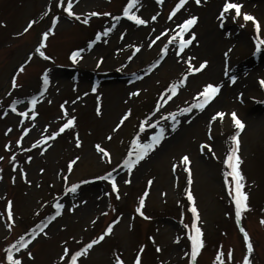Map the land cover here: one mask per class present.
Instances as JSON below:
<instances>
[{
  "label": "rangeland",
  "instance_id": "374dc122",
  "mask_svg": "<svg viewBox=\"0 0 264 264\" xmlns=\"http://www.w3.org/2000/svg\"><path fill=\"white\" fill-rule=\"evenodd\" d=\"M55 2L0 0V21H3L0 24V156L4 157L0 160V260L6 254L8 243L49 214L55 216L53 204L58 196V202L65 208L49 222L45 229L48 236L40 235L31 243L29 250L33 257L23 256V264H52L62 251L61 241L71 250H77L98 236L116 216L121 218L113 225L112 232L81 256L78 264H115L117 256L124 264H133L140 245H144L141 264H188L189 257L185 253H190L187 239L190 228L185 229L184 225L190 226L192 219L190 202L185 195V189H189L198 209L197 223L204 240L196 264H214L218 250L224 254L226 264L241 262L246 249L240 227L252 240L253 264H264V224L260 222L264 217V87L260 84L264 79V44L258 47L257 42V37L264 41V0H235L242 4L241 15L233 21L231 16L235 11L230 10L223 23L219 20L221 0H202L199 5L195 0H186L172 20L168 19V14L178 0H162V3L140 0L133 11L148 19L147 25H136L120 15L127 0H76L73 11L83 14L80 20L63 12L67 0L57 1L61 7H54ZM90 12L111 15H87ZM244 12L256 18L259 31L252 21L243 20ZM156 14L157 19L152 21L151 16ZM189 15L198 17L189 30L195 33V39L181 53V59L175 55L177 45L168 44L167 36L178 31L176 25ZM52 16L58 17L55 26L51 24ZM111 16H119V19L112 21ZM84 18L89 20L88 24L83 23ZM30 20L35 22L25 32ZM113 23L115 28L89 48L96 32L103 33L104 28ZM48 27L53 31L41 50L52 57L51 60L35 51L42 32ZM164 28L169 32L149 47ZM209 34L215 38L210 39L209 45L201 46L199 40ZM188 36L189 33H185L184 38ZM165 44L168 48L162 53L160 49ZM76 49L84 51L74 63L69 57ZM161 56L164 57L161 62L149 71V66ZM202 60L208 61L205 69L189 73L172 99L150 119L193 103L195 94L205 83L221 84L220 95L218 93L202 110L179 114L180 123L175 131L167 127L169 121L161 122L167 128L161 144L130 174L123 168L116 170L120 192L117 199L108 181L91 177L103 175L120 162L131 146L138 122L162 99L163 89L187 72L185 61L198 67ZM44 75L48 76L49 84L41 99L38 93L43 87ZM233 75L235 81L231 80ZM13 77L19 85L16 88H12ZM93 85L96 92L91 91ZM136 89H140L139 94L129 97L128 92ZM32 96H37L35 109L28 105ZM97 96L100 97V115L96 112ZM13 101H19L16 112L8 107ZM65 101L69 113L77 117L76 127L49 141V147L43 152L40 151L43 145L32 148L42 133L50 135L65 122L60 109ZM128 109H131L130 117L112 132L119 117ZM32 110L37 112L34 118ZM22 111L28 115L21 117ZM216 111H223L225 116L209 123ZM231 112L244 123L238 136V155L245 177L244 191L249 194V209L242 213L240 222L235 219L234 204L227 195L226 167L222 163L227 149L232 146L229 138L236 131ZM23 128H28L29 132L21 137ZM76 133L82 141L80 147L75 144ZM109 133L112 139L106 140ZM141 137L147 138L143 134ZM16 139H21L19 146L15 144ZM202 142L212 145L215 156L207 150L200 151ZM5 143H9V149L3 147ZM97 143L110 153L111 163L96 151ZM21 147L27 151H18ZM12 152L17 156L16 169L10 159ZM185 153L191 161L188 166L191 185L184 165L179 163ZM27 156L32 157L31 161ZM75 157L80 159L69 172L68 161ZM174 163L177 164L175 170ZM20 168L25 170L26 179L20 175ZM64 175L68 176L67 183L62 179ZM124 179L131 182L124 184ZM149 179L152 180L150 185ZM80 180L86 183L79 185L76 193L63 192L64 187ZM145 189L148 195L142 217L135 208ZM92 197L99 202L88 210H80ZM8 200L12 201L13 221L7 219ZM44 201L49 204L44 205ZM73 204L75 209L68 211ZM229 249L233 255L231 261L227 260Z\"/></svg>",
  "mask_w": 264,
  "mask_h": 264
},
{
  "label": "snow or ice",
  "instance_id": "6c2138e0",
  "mask_svg": "<svg viewBox=\"0 0 264 264\" xmlns=\"http://www.w3.org/2000/svg\"><path fill=\"white\" fill-rule=\"evenodd\" d=\"M76 2V0H67V5L63 7V12L66 13L69 17H74L76 20L81 19V15L78 14L76 11H73V4ZM140 0H127V3L123 6L122 12L120 15L127 17V19L135 22L136 25H147L149 23L148 19L142 18L140 15L137 14L136 11H133V7L139 5ZM157 3H162V0H156ZM202 0H195V3L197 5L201 4ZM186 3V0H178L177 3H175V6L172 7L171 12L168 14V19L172 20L173 16L178 12V10L181 9V7ZM222 6L219 8V20L221 23L228 17L230 10L235 11V15L231 16V19L235 21L238 16L241 15V8L242 4L239 2H235V0H221ZM57 7H61L60 3H57ZM87 15L89 16H110V13L104 12H90ZM157 15H152L151 20L155 21L157 19ZM57 16L51 17V24L55 26L57 23ZM112 21H116L119 19V16H111ZM198 17L196 15H189L187 18L182 19V22L176 25V28L178 31L173 32V34L167 36L168 44H175L177 45V50L175 52V55L177 57L181 56V53L194 41L195 39V33L189 32V30L197 23ZM243 20L244 21H252L256 30L259 31L260 25L258 21H256V18L251 15L250 13L244 12L243 13ZM35 21H28L27 26L25 27L24 31L27 32L30 27H32L33 23ZM3 21H0V24H2ZM84 24H88L89 20L87 18L83 19ZM115 23L112 24L111 27H106L103 30V33L96 32L95 39L90 41L88 44V47L91 48L93 44H95L97 41H100L103 36H107L109 32L112 31L113 28H115ZM243 27V25H241ZM53 31L52 27H48L47 30L43 31L41 34V38L38 42V45L35 49L37 53H39L40 56L44 57L45 59L51 60L52 57L46 56L45 52L41 49L44 47L45 40L48 38L50 33ZM169 29L164 28L163 31L159 33V36H156L151 43H149V47L152 46L153 43L156 42L160 37L164 36L165 33H168ZM185 33H189V36L187 39L184 38ZM121 36H123V33H121ZM258 47L261 44H264V41H260L259 37H257ZM168 44H165L164 47L160 49L162 53H166ZM136 48V46H133ZM138 50V49H137ZM84 49H76L71 52L69 59H71L74 63L77 61L78 58H80L81 52H83ZM225 56H227V53H225ZM164 57L161 56L157 58L150 66L149 71H151L152 68H155L163 59ZM102 59V58H101ZM129 60L132 59L131 56L128 57ZM28 60L24 61V64H27ZM99 64L100 61H97ZM185 63L188 64L187 72L184 73V76L176 81L175 83L169 84L168 87L163 89V92L160 94L162 99H158L156 101L155 107L147 113V115L144 116L143 119H141L138 122V130L135 132V134L131 137L130 144L131 146L127 149L126 154L123 156V158L120 160L119 163L116 164L115 168L110 169L109 171L104 172L101 176H93L91 179L93 180H104L108 181L110 183L111 192L116 194V198H120V192H119V186L117 183V177L115 175L117 169H126L127 173H131L132 170L144 159L148 156L150 152H152L157 146L161 144V142L165 139L167 128L162 125L161 122L169 121L170 123L167 125V127H170L173 131L176 130L178 123L180 121L177 119V116L179 114H187L191 113L193 109L202 110L205 108V106L213 100L214 97L217 96L221 89V84L219 83H205L202 86V90L200 92H197L195 94V97L193 98V103L189 104L186 107L178 108L175 111L172 112H166L164 114H161L158 116V118L150 119L154 116V113H158L159 110L163 107L165 103H167L168 100L172 99V96L176 94L178 85L184 84L185 78L189 73H197L201 70L205 69L206 65L208 64L207 60H202L199 62L198 67H193L190 61H185ZM123 67V65H121ZM20 70L23 71V65L20 66ZM232 81L236 80V76L231 77ZM49 84V78L47 75L43 76V87L41 88L40 93L38 95L41 99H43V92L44 89L47 88ZM260 84L262 87H264V79L260 81ZM19 85L16 82V78H12V88H16ZM92 92H96L97 89L95 85L91 88ZM140 89H136L135 91L128 92V96H136L139 94ZM83 95H87V93H84ZM198 98V99H197ZM77 100L80 99V97H76ZM97 100V106H96V112L97 115L101 114V108H100V97H96ZM50 102V101H49ZM19 103V101H13V103L9 104L8 107L11 108L13 112L17 111L16 105ZM68 102L65 101L64 103L60 104V109L63 113V119L65 122L61 123L59 128L56 131H52L50 135L41 134L40 139L36 140L31 147L36 148L40 145H43V148L40 149L41 152L44 151L45 148L49 147L48 142L54 140L58 135L65 132V130L74 129L76 127V120L77 117L75 115H71L69 113V110L65 107V104ZM37 104V96H32L31 99L28 101V105L30 108L35 109V106ZM74 111V109H73ZM19 115L21 117H25L28 115L27 112H20ZM131 115V109L126 110L123 115H121L118 119V122L115 123L114 127L112 128V132H116L122 124L125 122L127 118H129ZM37 112L35 110L31 111V117H36ZM225 116V113L223 111H216L210 118L209 123L211 121H215L218 117L223 118ZM230 116L232 118V122L235 126V134L230 136V141L232 146L229 147L226 151V156L223 159L222 163L226 167V170L224 172V178H225V187L227 190V195L231 198V201L234 204V215L237 222L241 221L242 213L245 212L247 209H249V203L248 198L249 194L244 191V180L245 177L242 174V171L239 167L241 164V157L238 155V149H239V140L238 136L240 134V131L244 128V123L238 118L237 114L235 112H231ZM58 119H61L58 117ZM47 125H45V130H47ZM29 132L28 128H23L21 132V137H23L25 134ZM141 134H143L146 139H142ZM106 140H111L112 135L109 133L106 137ZM15 144L19 146L21 144V139H16ZM75 144L77 147H80L82 144L81 139L79 138V134H75ZM5 149H9V143H5L3 146ZM96 151L101 155V158H105L108 160L109 163H111V157L110 153L99 143L94 145ZM207 150L210 152L213 156H215V153L212 151V145L201 143L200 145V151L204 152ZM18 151L20 152H26L27 149L25 148H18ZM4 157L0 156V160H3ZM10 159L13 161L12 167L13 169H16V152H12ZM26 159L28 161H31L32 157L27 156ZM80 158L75 157L68 161V171L71 172L73 165L78 162ZM179 163L184 165L185 171L188 173V184L191 185L192 182V175H191V169L188 167L191 163L189 155L187 153L183 154L179 158ZM172 168L175 170L177 168V164H173ZM41 172L44 171V169H40ZM20 175L26 179L25 170L23 168L19 169ZM59 175V173H58ZM229 177L231 179H229ZM65 183L68 181V176L64 175L62 177ZM14 182V178H13ZM131 181L129 179H124L123 183L128 184ZM28 183H31V181H28ZM85 180H80L78 183H71L68 186L63 188L64 193H76L78 190L79 185L85 184ZM149 185L152 183V180L149 179L147 182ZM148 195L147 189H145L144 193L139 197V203L135 208V212L139 213L140 216H145V213L142 211V208L145 203V197ZM185 195L187 196L188 201L190 202V212H191V224L190 226L188 224L184 225L185 229H189V232L187 233V239L190 241V253L186 252L185 256L189 257L188 264H196L197 256L200 253L201 249L204 247V240L202 239V229L198 226L197 221L200 219L198 214V209L194 203V196L192 192L189 189H185ZM59 197H56V202L53 204V207L55 208V216L49 214L44 219L40 220L38 223L33 224L32 227L28 228L26 231H24L21 235L18 236V238L8 243L6 249L4 252L6 253L4 255V258L0 260V264H23V256H27L29 259L33 257V253L29 250V246L31 245L34 240L42 235L44 237L48 236V232L45 230L49 226V222H52L55 220L56 216L61 215V211L65 208V205L58 202ZM179 203V201H177ZM49 204V201H44V205ZM44 205H41L43 208ZM76 205L73 204L68 211H73L75 209ZM111 207V205H109ZM114 211V209H113ZM6 214L7 219L9 221H13L14 214L12 210V201L8 200L6 204ZM228 215V213H226ZM120 216H116L115 219H113L107 227L95 238L91 239L89 242L84 243L82 247H79L77 250H71L69 246L64 242L61 241V244L63 245L61 253L58 255L56 260H53L52 264H78V260L81 256L86 255L88 253V250L91 249L94 245L100 243L104 240V238L110 234L113 230V225L117 224V222L120 220ZM147 218V217H146ZM262 224H264V217L261 218L260 221ZM8 227H12V224H9ZM239 231L243 234V243L245 246V253L243 254L242 261L238 262V264H253V261L251 259V254L254 251L252 240L249 236V233L243 228L240 227ZM149 239H152L151 237ZM179 240V237L176 238ZM144 250V245H140V250L136 253L135 260L133 264H141V252ZM157 251H160L159 246H157ZM227 260L231 261L233 260L232 250L229 249L227 254ZM115 264H124L123 260L117 256L115 258ZM214 264H226V261L224 259V254L221 251H217L215 254V261Z\"/></svg>",
  "mask_w": 264,
  "mask_h": 264
},
{
  "label": "bare ground",
  "instance_id": "6f19581e",
  "mask_svg": "<svg viewBox=\"0 0 264 264\" xmlns=\"http://www.w3.org/2000/svg\"><path fill=\"white\" fill-rule=\"evenodd\" d=\"M204 35L206 36V34H204ZM213 38H215V36H212L211 34H209V35H207L206 38L199 40L198 43L201 44V46H202L203 44H204V45H209L210 41H211ZM210 39H211V40H210ZM201 46H200V47H201ZM215 68H217V67L215 66ZM219 95H220V93H219ZM221 95H222V94H221ZM92 196H94V195H92ZM98 202H99L98 199H94V198L92 197V199H88L87 203H85L84 206H81V207H80V210H82V211L88 210V209L90 208V206H92V204H97Z\"/></svg>",
  "mask_w": 264,
  "mask_h": 264
}]
</instances>
